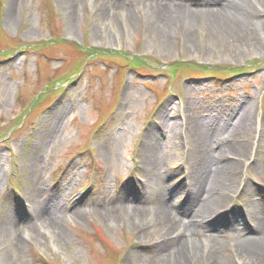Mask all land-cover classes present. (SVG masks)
Returning a JSON list of instances; mask_svg holds the SVG:
<instances>
[{
    "label": "rangeland",
    "instance_id": "obj_1",
    "mask_svg": "<svg viewBox=\"0 0 264 264\" xmlns=\"http://www.w3.org/2000/svg\"><path fill=\"white\" fill-rule=\"evenodd\" d=\"M160 1L198 12L221 3L0 0V264H160L163 226L129 207L153 210L161 195L183 218L191 122L233 126L244 105L248 127L221 137L247 141L245 156L256 158L244 171L251 189L229 205L258 220L250 211L264 204V14L246 0L249 31L225 38L202 15L181 12L163 27ZM147 141L164 182L145 165ZM45 207L54 213L47 229L37 219ZM224 216V227L199 228L191 264H209L199 246L209 234L235 264L239 235Z\"/></svg>",
    "mask_w": 264,
    "mask_h": 264
},
{
    "label": "bare ground",
    "instance_id": "obj_2",
    "mask_svg": "<svg viewBox=\"0 0 264 264\" xmlns=\"http://www.w3.org/2000/svg\"><path fill=\"white\" fill-rule=\"evenodd\" d=\"M253 1L264 14V0ZM157 4L159 6H156L154 16L167 29L175 24L179 14L183 12L191 17L205 16L208 25L225 38L249 31L247 20L249 8L246 0H221L220 6L206 8L199 12L175 7V5L170 8L163 1ZM243 108V111L239 112L240 116L236 125L233 126H230L229 121L224 126L217 122L212 123L210 124L212 128L198 120L191 122L193 126L190 146L195 158L193 166L184 179L189 189L187 194L189 208L179 211L183 218L173 215L166 199L161 195L153 210L137 206L129 207L136 220L143 218L148 212L155 223L163 226L161 242L164 246L160 249V264H191L195 256L192 255L194 237L200 232L199 228L224 227L225 223L221 222L222 216L225 218L224 214L228 215L226 221L229 222L232 230L239 235V240L235 244V264H264V204L259 207L260 204L256 202L254 210L251 209V214L253 213V216L258 219L252 224L243 219L245 217L242 212L229 205L232 201L231 194L238 192L239 189L241 193L249 192L251 189L249 181L245 179L247 173L245 174L244 171L251 169V164L256 158L251 163L253 156H249L250 154L245 156L244 151L250 147L247 141L241 140V142L230 144L221 137V132L225 129L231 138H235L239 132L248 127L251 108L247 105ZM261 127L263 126L259 124L257 129ZM154 146V143L147 141V152L144 156L148 158V161L145 165L149 167V170L155 171L154 174L159 182H164L166 176L161 172V163L157 165L150 155L154 151ZM262 153L264 155L263 150ZM262 164L263 167L260 170L264 174V160ZM51 211L50 208L45 207L37 213L40 217L37 219L44 222L45 229L51 226L54 218V213ZM139 222L142 228L146 227L147 223L142 220ZM241 223L251 225V233H246V229L241 228ZM207 236L202 243H198L201 256L209 264H229L219 258L218 249L221 242L211 234Z\"/></svg>",
    "mask_w": 264,
    "mask_h": 264
}]
</instances>
